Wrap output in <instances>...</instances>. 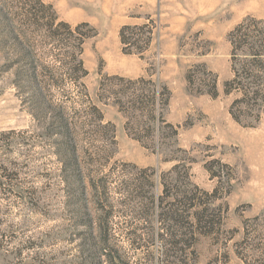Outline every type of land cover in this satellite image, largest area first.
I'll return each instance as SVG.
<instances>
[{"label":"rangeland","instance_id":"obj_1","mask_svg":"<svg viewBox=\"0 0 264 264\" xmlns=\"http://www.w3.org/2000/svg\"><path fill=\"white\" fill-rule=\"evenodd\" d=\"M41 1L0 0V264H264V0Z\"/></svg>","mask_w":264,"mask_h":264},{"label":"trees","instance_id":"obj_2","mask_svg":"<svg viewBox=\"0 0 264 264\" xmlns=\"http://www.w3.org/2000/svg\"><path fill=\"white\" fill-rule=\"evenodd\" d=\"M33 2H34V4H36V6H39V7H45V5L43 4V2L41 1V0H33ZM48 8H52L51 6H48ZM45 17H47L48 18V23H49V25H50V27L52 26H55V23L57 22V19H58V17L54 14V13H51L49 16H45ZM84 26H88L87 24H85ZM57 27H65V28H68V29H71V26L68 24V23H65V22H63V21H60L59 22V24L57 25ZM81 27H83V26H77V30H79ZM243 27V25H241V26H239V29H241ZM126 28H128V27H125V28H123L122 30H121V34H120V36H121V41H122V43L123 44H126V42H127V39H126V35H125V30H126ZM263 42V44H264V41H262ZM262 48H264V47H262ZM263 51H264V49H262ZM262 51V52H263ZM81 63V62H80ZM236 78H238V77H235V79ZM244 88V90H245V94L246 93H250V90H249V88H245V87H243ZM61 126H62V128H64V129H62L61 130V132H63L64 134H65V136H68L67 135V129H68V127H67V123L63 120V119H61ZM66 138V137H65Z\"/></svg>","mask_w":264,"mask_h":264}]
</instances>
